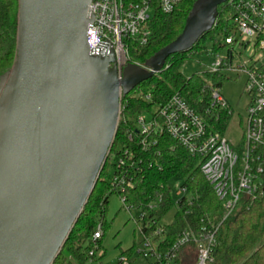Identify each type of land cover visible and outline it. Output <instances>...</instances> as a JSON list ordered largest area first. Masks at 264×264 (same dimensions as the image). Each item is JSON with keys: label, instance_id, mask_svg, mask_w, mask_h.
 Instances as JSON below:
<instances>
[{"label": "water", "instance_id": "95a60500", "mask_svg": "<svg viewBox=\"0 0 264 264\" xmlns=\"http://www.w3.org/2000/svg\"><path fill=\"white\" fill-rule=\"evenodd\" d=\"M92 1L19 0L17 56L0 79V264L55 262L114 144L121 96L190 50L232 0H198L174 42L122 74L113 50L88 45Z\"/></svg>", "mask_w": 264, "mask_h": 264}, {"label": "trees", "instance_id": "16d2710c", "mask_svg": "<svg viewBox=\"0 0 264 264\" xmlns=\"http://www.w3.org/2000/svg\"><path fill=\"white\" fill-rule=\"evenodd\" d=\"M197 1L183 0L171 14L157 10L147 24L149 36L146 43L138 39L127 41L131 63L145 65L174 42L182 34ZM235 1L218 7L213 28L205 32L190 50L171 55L160 73L123 95L121 119L108 160L92 196L53 264H66L68 260V264L72 261L85 264L99 223L103 226V241L109 228L106 220L109 196L121 193L120 188L115 190L111 185L115 173L112 156H124L127 150L139 165L132 173V179L126 178L123 185L127 203L136 210H146L151 202L163 198L160 209L150 212L144 222L151 225L154 220L164 226V233L158 237L162 249H169L188 230L203 234L205 229L216 233L217 243L210 264H264V196L255 201H243L237 211L226 218L222 202L201 171L202 159L193 156L166 133L141 136L136 132L134 122L138 114L147 113L178 94L209 122L214 131L225 135L233 114L229 109L210 110V106L212 93L222 89L229 78L208 71L187 78L183 67L196 55L210 54L207 43L209 40L213 42L222 26L230 20L231 4ZM18 18L19 0H0V79L16 60ZM128 131L133 133L131 138ZM142 140H146V147ZM175 176L183 180L188 190L179 202L168 187L169 180ZM174 209L173 222L163 224V219ZM196 260V245L191 242L184 247L176 264H196Z\"/></svg>", "mask_w": 264, "mask_h": 264}, {"label": "built area", "instance_id": "2783aa9c", "mask_svg": "<svg viewBox=\"0 0 264 264\" xmlns=\"http://www.w3.org/2000/svg\"><path fill=\"white\" fill-rule=\"evenodd\" d=\"M182 1L93 0L91 10L94 20L88 26V45L94 52L108 54L113 50L116 65L122 74L124 67L131 63L127 41L138 39L146 43L149 36L146 27L152 14L157 10L171 14ZM231 9L230 20L219 30L209 49V56H213L214 61L207 71L231 77L244 75L247 78L245 93L250 97V103L242 143L234 145L225 135L214 131L209 122L178 94L153 108L154 111H149L150 118L141 113L134 119L136 132L141 136L166 133L193 156L202 159L201 171L222 202L227 212L226 218L233 215L243 201H255L264 196V0H237L231 4ZM221 49L224 53L219 51ZM243 51L247 60L243 59ZM211 109H229L233 114L222 89L212 93ZM121 113L122 104L120 119ZM128 134L131 138L133 133L128 131ZM141 142L146 147V140ZM114 157L112 164L115 173L111 185L115 190L121 189L119 196L127 205L123 185L126 178L132 179V173L139 165L133 161L129 150L124 152V156ZM178 187L180 200L188 190L183 180ZM162 202L163 198L159 197L146 210H136L130 204L126 206L130 211L141 214L137 223L140 225L142 222L139 226L142 241L138 248L123 251L118 264H138L139 258L145 260L146 264H176L184 247L191 242L196 245V264H210L217 243L213 231L204 229L203 234H197L188 230L169 249H162L158 237L164 233V226L154 220L151 225L144 224L149 213L159 210ZM103 234L102 223H99L92 236L85 264H102L105 256V253H101Z\"/></svg>", "mask_w": 264, "mask_h": 264}, {"label": "rangeland", "instance_id": "374dc122", "mask_svg": "<svg viewBox=\"0 0 264 264\" xmlns=\"http://www.w3.org/2000/svg\"><path fill=\"white\" fill-rule=\"evenodd\" d=\"M153 17V14H152ZM214 20V14H209L199 23H197L191 29L189 36L186 42L183 45V48L190 47L192 42L198 37V35L205 30ZM212 41L209 40L207 46L211 49ZM221 53H224V50H219ZM243 59L245 60L247 56L245 51ZM247 60V59H246ZM213 56L209 55H196L192 59H189L183 67V73L187 78H191L196 74H204L208 67L213 63ZM135 63H130L124 68L131 69V65ZM230 77L224 83L222 88V94L227 100L228 104L233 110V116L230 124L228 125L227 131L224 133L225 136L230 140L234 145H239L243 141L244 133L246 130V118H247V107L250 103V97L245 93V84L247 81L246 76H226ZM154 111V109L152 110ZM144 116L150 118V113H144ZM182 182V179L179 176L172 177L168 182V187L173 193V196L176 201L179 200L177 196L179 187L178 185ZM123 204L122 198L118 194H112L109 196V203L106 213V220L109 225L108 230L102 241L103 249L101 253H105V256L102 259V264H118V259L121 256L123 251H128L133 247L138 248V244L142 241V234L140 232V225L137 221L141 216L139 211H130ZM176 210H172L166 217L163 219V224H170L174 220ZM158 244L156 243L155 246ZM69 263V260H68ZM66 263V264H68ZM138 264H146V261L142 258H139L137 261ZM72 264H78L72 261Z\"/></svg>", "mask_w": 264, "mask_h": 264}]
</instances>
